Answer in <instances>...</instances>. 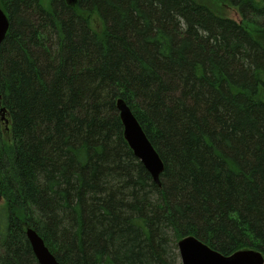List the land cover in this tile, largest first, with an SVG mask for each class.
<instances>
[{"label": "trees", "instance_id": "obj_1", "mask_svg": "<svg viewBox=\"0 0 264 264\" xmlns=\"http://www.w3.org/2000/svg\"><path fill=\"white\" fill-rule=\"evenodd\" d=\"M219 2L242 21L204 0H0V264H39L27 228L61 264H181L190 235L264 254V44L244 25L264 0Z\"/></svg>", "mask_w": 264, "mask_h": 264}, {"label": "water", "instance_id": "obj_2", "mask_svg": "<svg viewBox=\"0 0 264 264\" xmlns=\"http://www.w3.org/2000/svg\"><path fill=\"white\" fill-rule=\"evenodd\" d=\"M9 28L8 15L0 7V48ZM117 108H119L120 117L123 121V132L127 143H129L137 158L146 166L154 180L160 185V175L163 173L165 165H163L159 153H157L153 143L149 141L146 132L127 103L119 99ZM27 237L31 242L39 264H61L52 251H49L45 241L36 230L27 228ZM178 246L182 264H264L262 251L249 248L237 250V252L230 255H223L192 235L179 240Z\"/></svg>", "mask_w": 264, "mask_h": 264}, {"label": "rangeland", "instance_id": "obj_3", "mask_svg": "<svg viewBox=\"0 0 264 264\" xmlns=\"http://www.w3.org/2000/svg\"><path fill=\"white\" fill-rule=\"evenodd\" d=\"M203 1V0H202ZM204 1H207V2H210V4H214L216 2V4L214 5H222V7H218L220 9L221 12L224 13V16H227L228 17H232L233 19H235L237 22L239 21H242L241 19V15L239 13V10H237L236 8L232 7L230 4L228 3H224V2H219L221 0H204ZM259 1V0H258ZM260 1H263V0H260ZM219 2V3H218ZM218 3V4H217ZM94 22V26L96 28H98V23L97 21L93 20ZM244 25L253 33H255L256 37L259 39V41L264 44V25L262 26H257V25H253L252 23L248 24V23H244ZM181 263V260L179 261Z\"/></svg>", "mask_w": 264, "mask_h": 264}]
</instances>
